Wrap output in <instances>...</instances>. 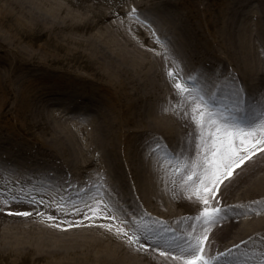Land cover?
I'll return each instance as SVG.
<instances>
[{
    "label": "bare ground",
    "instance_id": "1",
    "mask_svg": "<svg viewBox=\"0 0 264 264\" xmlns=\"http://www.w3.org/2000/svg\"><path fill=\"white\" fill-rule=\"evenodd\" d=\"M83 1L84 0L76 3V0H0V40L5 42L6 40H10L12 43H24L29 39H39V36L44 35L47 37L48 41H71L74 37L65 33L68 29L69 33H72V28L81 25L92 30L104 16H122V18L132 23L135 17V14H131L132 7L135 6L138 11L142 4V0H122L121 4L113 10L111 9L107 14L102 15L100 7L95 9L94 6L92 7L89 4L81 8L82 10L80 9V11L77 5H81ZM83 10L88 11L84 16L87 21L80 24L77 18ZM180 12L182 11H178V13ZM161 21L167 22L168 24L170 23L165 16H162ZM163 27L172 29L173 33L176 35L179 33L178 25H176L175 29L171 28L170 25H164ZM254 27L255 28H247L248 31L246 34V26H244L243 36L241 38L242 51L240 52L242 55L235 61L234 53H230L233 70L236 73L233 78L236 79L238 76L242 81L247 83L246 88L242 87V93L244 94L243 99L245 100L246 107L249 110L264 104V86L259 89L256 84L251 82L254 75H258L260 80L264 79V70L257 73L259 63H262L264 60V54H258L259 51H264V25L255 24ZM147 28V31L153 32L151 27ZM165 30L166 29L163 28L161 32H165ZM197 30L198 38L191 45L193 51H199L204 48V53L200 54L199 57L203 64L207 66L209 60H215L216 64L224 65L222 61L221 63L218 61V59L222 57L220 53H214V51L209 53L208 47L205 45L204 41L206 39L209 43V40L203 36L199 28ZM233 33L234 27L228 28L225 35L226 46H232V44H230V39ZM156 36L160 37V35ZM255 36H258L260 40L259 49L254 39ZM88 37L93 41H106L101 34L95 31H92ZM185 42L177 38V44H175V42H171V40L168 39L163 45L172 48L180 57L183 58L184 56L185 60L188 62V60L193 57L189 53L188 43ZM9 45L15 47L12 44ZM54 47L56 51L63 49L61 46ZM26 48L28 47H25V49ZM74 48L75 47L72 46L66 47V51L60 54L76 58V62L80 64L77 58L81 56L80 54L82 51L81 49ZM252 48L253 58H251ZM10 49L8 45L4 46L0 44V53L6 55L7 59L9 58L8 63L20 62V60L26 59L25 63L28 64L25 65L26 70L24 71L34 72L28 67L30 65L39 67L38 63L35 61L42 62V64L45 65L44 67L53 66V61H45L30 57L20 58L22 53L19 49L14 51L15 55L13 56L10 54ZM30 49L29 53L35 52L33 47ZM43 50L48 52L46 48H43ZM90 55H92V53H90ZM124 57L129 59L128 61L131 63L130 68H126V72H124V68L119 67L117 69L115 68V73H108L103 65L104 63L95 68L94 73L98 75L101 80L105 81L104 83L98 81V79H95L92 75L77 71L74 74L80 78V80L76 82L69 80L67 84L69 86L74 84V86L71 87L73 90L69 91L68 94L57 95V84L59 81H63L64 78L59 77L58 82L53 81L52 84H49L50 86H47V83L50 82L49 80L41 76L39 79L49 90L45 95L48 96L47 99L50 102L59 104L57 99H61L63 96V101H60L61 109L84 115L88 111L94 110L93 106L96 107V103L93 101L94 99L97 98L100 101L107 100L106 89L103 88L102 85L106 84L108 88L116 94L117 103H120L117 91L120 92L121 90H128L129 88L133 89V81L139 78L141 72L144 73L141 67L144 62L136 56L130 58L124 55ZM1 60L5 65L3 57H1ZM179 63L180 67L183 69V72L179 73L181 79L187 78L188 75L196 76L193 68H188L190 66L187 64L181 66V61ZM198 64L200 65V63ZM202 71L204 72V70ZM154 72L155 71H149V73H147L148 80L153 78ZM231 73V67L228 62L221 71V76L228 79L232 77ZM197 74L203 76L201 71H198ZM203 79L209 81L210 78L203 77ZM233 82L235 81H227L224 83V87L227 88L226 90L231 94L234 92L231 86L237 88V84ZM138 87V90L140 89L142 92L150 91V94H153L150 96L144 94V98L133 99V105L125 112H121L118 106L114 107V105L109 102L105 105L100 114L98 113L100 126L109 129L110 124H115V128L107 131L102 141L99 139V148H93L85 152L86 158L82 157L83 159L80 165H78L79 171L77 173L73 171L72 168H63L61 165L62 162L60 159L68 161L70 151L73 152V149L68 144L63 143L65 142L64 136L57 129H53L50 135L40 136L39 143L41 146L39 147L32 145L28 139H25L21 147L22 151H17L13 147V149L5 148L2 150V153L5 155H0V171L7 173L8 169L18 168L20 171H23L24 175L17 172L13 173V171H11L12 173L10 174L22 176V179L26 180L27 183L40 184L41 186L39 185V187L43 190L50 189L48 198L50 199L52 196V199H54L56 203H60V200L63 199L64 201L67 200V202L71 203L74 207L81 209L80 213L72 214L69 207L65 206L62 212L54 206L56 203H50L51 209L47 208L45 212L47 215H38L37 206H31L26 202L22 203L17 201L6 204L4 200L7 198L8 193L16 192L19 194L20 190L15 187L18 180L11 179L10 184L14 186L9 189L5 195H0V221L12 219L21 220L28 217L42 219L46 216H53L52 220L56 221L57 224L54 223L55 225L51 226L47 223L48 221L40 220L23 226L18 232H0V246H2L3 250L14 248L12 252H1L0 258L6 260L4 264L8 263L12 255L16 257L21 255L24 250L32 252L33 249L35 250L33 254L44 261L41 264H80V258L71 255L72 250L70 247L66 246V243H75L82 247L84 244L82 239L84 238L86 244L90 247L94 245V243L91 244L92 236L87 234L73 235L72 232L74 230H72L71 227L63 226V224H69L74 221L73 219L78 218L79 215L81 216L83 213L82 205L77 201L83 200L85 203H88L90 201V196L96 197V188L99 189V192L106 197L108 204L111 205H108L109 209L122 207L126 212L130 210L134 214H140L138 217L134 218L149 225H152L148 223L149 221H153L152 223H154L162 219L166 227L174 229L176 233L191 231L192 226L196 228L197 232L200 231L199 222L189 218L200 212L202 204L196 200L194 193L191 194V199L189 198V191L185 189L181 183L179 173L173 174L168 171V166H174V164H176L177 158L180 157L181 152H183L184 156L188 157L189 160L195 158L193 145L197 135V126L194 121L183 115V127L187 133L185 144L182 151L171 154L170 148L162 144L165 141L164 136L166 135L163 133L168 130L166 124L170 120V116L164 111H161L160 107L156 106L159 99L154 95L155 90L153 89L155 88V83L140 85ZM2 91H4V93L7 92L6 88H2ZM220 91L219 89V92ZM228 91L220 92L218 100L223 102L232 99L226 96L228 95ZM133 93L134 90L128 95L133 96ZM178 103H180V101L176 102L175 105ZM184 103H186V101L182 102L180 107L182 113L185 111L183 107ZM37 113L41 116L46 115L43 114L40 108L37 109ZM139 128H145V130L139 131ZM62 130L64 131V129ZM253 135H255V133H253ZM0 136L2 135L0 134ZM156 136H161V138L157 142H153L152 138ZM18 138L22 139L21 136H14V139ZM260 138H264V133L261 134ZM65 140L68 142L67 138H65ZM259 147L261 151L254 150L250 158L244 161L243 164H239L238 162V166L234 169H244L243 171L241 170L238 176L226 177L220 185L218 200L226 209L231 208V211H225L222 222L218 221L209 226V231L207 232L209 238L205 249L209 257H215L216 253L219 252V248L223 253L226 249H232L233 246L236 245L237 249L232 250V252L236 251V254H233L234 264H245L243 262H235V260L240 261L241 258L243 261L247 258L248 264H261V261L264 260V250L260 249L264 243V212L261 213L259 217L252 219H249V217H239V212L247 211L243 208L244 206L236 203L235 198L242 203L245 202L246 198L234 196L238 192L264 191V180L262 182H246L259 172L264 163V145H259ZM26 153L35 157L29 158ZM167 156L172 158L168 163L165 160ZM6 160L10 162L7 163ZM9 163L12 164V167L8 166ZM90 165L97 166L98 169L94 173H87L86 168ZM234 172L236 173L237 171L234 170L233 174ZM171 174L174 175V180L171 179ZM44 177H48L47 179L49 181H42V179H45ZM22 179L20 177L19 181L22 182ZM49 182L51 183L48 188H42L45 186L44 183L48 184ZM29 187L31 186L29 185ZM67 192L69 193L68 195ZM70 193L72 194L70 195ZM169 200L174 202V206L169 207ZM259 202L260 201L251 202L247 200L246 203H249V205L253 204V206L256 207L260 206ZM154 205H158V207L155 208ZM262 207H264V205ZM24 211H28L30 214L23 215L22 213ZM233 211H235L236 214L233 213ZM113 214L118 218V220L114 221L118 223V221H120V216H117L116 210ZM84 218L86 220L83 221V224L92 225L88 217ZM95 218L100 220L98 225H110V221H113L109 218ZM177 221L181 222V226L174 228L173 223ZM117 225L123 228L124 231L129 229V227ZM16 227L19 226L16 225ZM111 227L116 229L119 228L115 225H111ZM124 231H122V233H124ZM104 232L107 238L100 236L98 239L99 253L97 259L103 261L102 264H137V261H140L136 255L133 257L131 253H128L130 249H127V246L122 245V243H126V241L121 240L119 244L111 242L108 238L111 240L116 234L106 229ZM128 233L131 234V232ZM29 234H33L34 236H30ZM137 234L139 235V232ZM169 234L171 235L172 233ZM247 237L251 238L249 242L238 245V243H243ZM145 244L149 245V247L145 248ZM156 248V241L147 238L144 239L143 236L141 237L138 249L142 252L143 257L147 258L150 264H179V261H176L174 257L168 255L169 249L161 247V250L157 251ZM25 255L26 254H24V259H26ZM31 259L34 258H29L28 261L30 264H33V260Z\"/></svg>",
    "mask_w": 264,
    "mask_h": 264
},
{
    "label": "rangeland",
    "instance_id": "2",
    "mask_svg": "<svg viewBox=\"0 0 264 264\" xmlns=\"http://www.w3.org/2000/svg\"><path fill=\"white\" fill-rule=\"evenodd\" d=\"M81 1L82 0H76V3ZM121 2L122 0H84L81 5L77 6L79 10L84 8L87 4L92 7L94 6L95 9L100 7L102 10V15H105L111 9L113 10L115 7L121 4ZM178 11L182 12L178 13ZM86 13H88V11L83 10L79 14L77 19L79 20L80 24H83L84 21H87L86 17H84ZM138 13L139 15L135 14L132 23L128 22L129 20L122 18V16H104L92 30L81 25L75 26L72 28V30L70 29L72 33H69V29L66 32L64 31L65 33H68L74 37V39L71 41H48L47 37L44 35L39 36V39L32 38L25 41L24 43H12L10 40H6V42L0 40V44H3L4 46L8 45L11 48L10 54L13 56L15 55L14 51L19 49V51L22 53L20 58H39L45 61L47 60L54 62L52 63L53 66L44 67L45 65H43L42 62L34 60L36 63H38L39 67L30 65L28 68L34 72L24 71L26 70L25 65L28 64L25 63L26 59H22L20 62L8 63L9 58L7 59L6 55L0 53V134L2 135L0 136V155H5L2 153V150L5 148L13 147L17 151H22L21 147L25 139H28L32 145L39 147L41 146L39 143V137L43 135H50L53 129H57L64 136L65 142L63 143L68 144L73 149V152L70 151L68 161L60 159L63 163H61V165L63 168H72L73 171L77 173L79 171L78 165H80V162H82L83 159L82 157L86 158L85 152L93 148H99V139L102 141L105 133L115 128V124H110L109 129L100 126L98 113L100 114L105 105L109 102H111L114 107L118 106V109L121 112H125L128 108H130L131 105H133V99L144 98V94L148 96L153 94H150V91L142 92V90H138V86L149 85L152 83H155V88L153 89L155 90L154 95L159 99L156 103V106L160 107L161 111H164L170 116V120L166 124L168 130H163L165 131L163 134L166 136L163 135L165 141L162 144H165V147L170 148L171 154H175L179 151H182L187 133L183 127L184 119L181 108L174 107L176 102L180 101L181 104L182 101L180 100L177 90L175 89L173 77L169 75V69H172L177 74L180 72L182 73L183 69L180 67L179 63L181 61V66H185V64H187L190 66L188 68H193L195 70L194 74L198 78V82H210L211 79V81H214L216 84L221 86L219 87L221 90L220 92L228 91L226 90L227 88L224 87V83L227 81H235L233 83H236L237 86L242 85V87L246 88L247 83L242 81L238 76L236 79L233 78L236 73L233 70L230 53H234L235 61L240 57V55H242L240 52L242 51L241 38L243 36L244 26H246L247 34V31L250 27L255 28V24L264 25V0H142V4L140 5ZM162 16L167 17L170 23L168 24L167 22H162ZM145 20L148 21V24L144 23ZM164 25H170L173 29H175L176 25H178V35L174 34L172 29L163 27ZM147 27H151L153 32L147 31ZM233 27L234 33L230 39V44H232V46H226V32L228 28ZM163 28L166 29L165 32H161ZM196 28H199L203 36L209 40V43L206 39L204 40L205 45L208 47L209 53H212L213 51L214 53H220L222 57L219 58L218 61L219 63L222 61L224 65L216 64L215 60H209L208 65L205 66L199 58L200 54L204 53V48L199 51H193L191 44L194 43V41L198 38V30ZM92 31L101 34L102 37L106 39V41L101 42L90 40L88 35ZM156 35H160V40L157 39L158 36ZM177 38H180L184 42L186 41L188 43L189 53L193 57L189 59L188 62L185 60L184 56L183 58L180 57L173 51L172 48L164 46L163 43H161V41L166 40L167 42V40L170 39L171 42H175V44H177ZM254 39L256 40V45L259 49V37L255 36ZM9 44H12L16 48L10 46ZM54 46H61L63 49L56 51ZM70 46L75 47L74 49H81V56L77 58L80 61V64L76 62V58L67 57L60 54L66 51V47ZM25 47L28 48L25 49ZM31 47L34 48L35 52L29 53ZM43 48H46L49 53L45 52ZM90 53H92V55H90ZM258 54L263 55L264 51H259ZM124 55H127V57L130 58L136 56L137 58L141 59L144 62V64L141 66L144 73L141 72L139 78L133 81V89L129 88L128 90H121L120 92L117 91L120 103H117L116 94L112 92L106 84L102 85V87L106 89L107 100L100 101L97 98L94 99L93 101L96 103V107L93 106L94 110L88 111L84 115L73 111H68L66 109H61L60 101H63V96L61 99H57L59 104L50 102L47 99L48 96H46L45 93L49 90L47 89L46 85L41 83V80L39 79L40 76L50 81L47 83V86H50L49 84H52L53 81L58 82L59 77L64 78L63 81H59L57 84V95H64L73 90L71 87L74 86V84H71L70 86L67 84L69 80L75 82L80 80V78L74 74L77 71L92 75L95 77V79H98V81H101L102 83L105 81L101 80L98 75L94 73L95 68L100 64L104 63L103 65L108 73H115L116 69L119 67L124 68V72H126V68H130L131 63L128 61L129 59L124 57ZM1 57L4 58L5 65L1 60ZM251 58H253V48L251 51ZM228 62L231 67L232 77L226 79V77L221 76V71ZM198 63H200V65ZM202 70H204V72ZM263 70L264 60L262 63H259L257 73H260ZM149 71H155L151 80L147 79V73H149ZM198 71H201L203 76L197 74ZM187 77H190V75ZM203 77H209L210 79L209 81L204 80ZM184 79H181V81L183 82ZM251 82L256 84L259 89L264 86V79L260 80L258 75H254ZM2 88H6L7 92L4 93ZM231 88L233 91L236 90L234 86H231ZM132 90H134V93L132 94L133 96L128 95ZM226 96L228 98H232L233 94L228 91V95ZM250 103L254 104L253 102ZM38 108H40L43 111V114L46 115L41 116L38 114ZM62 129H64V131ZM140 130H145V128H139V131ZM15 135L21 136L22 139H14ZM65 138H67L68 142H66ZM160 138L161 136L153 137L152 141L157 142ZM29 153H26L28 154L29 158L35 157L30 156ZM165 160L168 163L170 160H172V158L167 156ZM6 162L8 163L10 161L6 160ZM8 166L12 167V164L9 163ZM97 169V166L90 165L86 168V172L94 173ZM172 169L173 165L168 166V171L175 174L176 172H174ZM234 170L237 172H234L232 177L238 176L242 169L236 168L233 169V171ZM11 171H13V173L17 172L23 174V171H20L18 168L8 169L7 173L0 171L2 172L0 173V190H3V195H5L8 190L14 186L13 184H10L11 179L18 180V183L15 185L17 189L23 188L24 191L27 193L30 192L33 196H36L37 194L35 193L38 191H45L47 196L50 194V189L43 190L41 187H39L40 184L27 183L26 180L22 179V176L11 175ZM20 177L22 182L19 181ZM44 178L45 180L43 181H49L47 179L48 177ZM171 179H175L174 175L172 174ZM263 180L264 163L262 164L259 172L246 182H262ZM50 183L51 182L48 184L44 183L45 186L42 188H48ZM29 185L31 187H29ZM33 189H36V191H32ZM38 194L39 197L43 198L44 203L40 204L37 202L28 204L31 206H37V214L44 215L47 208L51 209L50 202H53V200L50 199L49 201L48 197H46V195L43 193ZM68 194L69 193L67 192V195ZM71 194L72 193H70V195ZM234 196L246 198L245 202L243 203L235 198L236 203L244 206L243 208L247 211L239 212V217H249V219H252L259 217L260 214L264 212V207H262L264 205V191L261 192L257 190L255 192L246 193L238 192ZM101 198H103L105 203L108 204L104 195L102 197L96 195L95 197L96 200ZM247 200H250L251 202L260 201V206L255 207L253 204L249 205V203H246ZM65 202H67V200H65ZM88 203L91 205L92 201H89ZM168 204L169 207L174 206V202L172 200H169ZM108 205L111 206L110 204ZM154 206L155 208L158 207V205ZM114 208L117 212V216H120V222L124 223H116L113 220L110 221V225L119 227L117 225L119 224L122 227H132L136 229L140 227L139 225H134L132 220H130V217H138L140 214L132 213L127 207L126 208L129 210V212L124 211L122 207ZM233 213L236 214L235 211H233ZM52 219H49V216H46L42 219L28 217L21 220H3L0 221V232H18L23 226L29 223L38 222L40 220L48 221L47 223L49 225L54 226L57 224V222ZM73 220L74 221L70 222L69 224L64 223L63 226L71 227L72 230H74L72 232L73 235L87 234L92 236L91 244L94 243V245L89 247L86 244L84 238L82 239L84 242L82 247L81 245H77L75 243H66V246L70 247L72 250L71 255L80 258V264L103 263V261L97 259L99 253L98 239L100 236L106 237V233L104 232L105 229L107 231L111 230L116 234L113 239L110 240L108 238L109 241L115 242L116 244H119V241L121 240L126 241V243H122V245H125L127 246V249H130L128 253H131L133 257L136 255L137 258H139L140 261H137V264H150L147 258H144L142 252L138 249L139 245L133 240L132 233H128V235L125 236L122 231H118L116 228L110 227V229L105 227V224L98 225L100 220L93 217H88V220L92 225H85L83 224V221L86 219L84 218L83 213L81 216L79 215L78 218ZM150 222L151 221L148 223ZM16 225L19 227H16ZM173 225L179 227L181 226V222L177 221L176 223H173ZM29 235L32 236L33 234ZM143 237L147 238V234H144ZM250 239L251 238L247 237L243 243H238V245H243L245 242H249ZM13 249L9 248L3 250L2 246H0V255L2 251L12 252ZM236 249L237 248H232L231 250ZM260 249L264 250V243ZM218 251L222 253L220 248ZM34 252V249L32 252L24 250L21 255L16 257H13L14 255H12L9 258L7 264H30L28 261L29 258H34L31 259L33 260V264L43 263L44 261L36 257L33 254ZM24 254H26V259H24ZM233 254H236V251H233L232 255L228 258L231 261H234ZM5 261L6 260L0 258V264H4ZM235 262H243L248 264V259L246 258L243 261L241 258L240 261L235 260Z\"/></svg>",
    "mask_w": 264,
    "mask_h": 264
},
{
    "label": "snow or ice",
    "instance_id": "3",
    "mask_svg": "<svg viewBox=\"0 0 264 264\" xmlns=\"http://www.w3.org/2000/svg\"><path fill=\"white\" fill-rule=\"evenodd\" d=\"M131 14L139 15L135 6L132 7ZM144 23L148 24V21L145 20ZM157 39L160 40V37ZM161 43H166V40ZM169 75L173 77L180 100L186 101L182 114L194 121L197 126L193 145L195 158L189 160L181 152L172 170L179 173L181 183L189 191V198L191 199V194L194 193L196 200L202 204L200 212L189 218L199 222L200 231L197 232L192 226L191 231L176 233L174 229L167 228L162 219L149 225L134 217H130V220L134 225H139V229L117 230L124 231L125 236L131 232L133 240L138 245L141 237L147 233L149 240L157 242V251H160L161 247H166L169 249L168 255L179 261V264H234L228 259L232 255L231 249H226L223 253L217 252L215 257H209L205 250L209 238L207 232L211 224L223 221L225 211H231V208L226 209L218 200L220 185L226 177L233 175V169L238 166V162L243 164L254 150L261 151L259 145H264V138H260L264 133V104L249 110L243 99L242 85L237 86L232 99L222 102L218 100L220 86L211 79L210 82H198L196 76H190L182 82L179 74L172 69H169ZM174 107L179 108L181 104L178 103ZM95 193L103 196L98 188L95 189ZM3 194V190H0V195ZM89 200L92 201L91 205L83 200L77 201L82 205L84 217L118 220L113 214L115 208L109 209L103 198L96 200L95 196H90ZM17 201L44 203L38 193L33 196L30 192L26 193L23 188L19 190V194L9 192L4 203ZM54 206L62 212L65 206L70 208L72 214L81 212V209L63 199ZM22 214L30 213L24 211ZM52 218L49 216V219ZM144 247L147 248L149 245L145 244ZM261 264H264V260Z\"/></svg>",
    "mask_w": 264,
    "mask_h": 264
}]
</instances>
